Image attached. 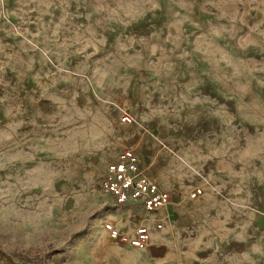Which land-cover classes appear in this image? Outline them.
Returning a JSON list of instances; mask_svg holds the SVG:
<instances>
[{
  "label": "rangeland",
  "instance_id": "1",
  "mask_svg": "<svg viewBox=\"0 0 264 264\" xmlns=\"http://www.w3.org/2000/svg\"><path fill=\"white\" fill-rule=\"evenodd\" d=\"M127 146L163 173L184 160L174 202L204 177L225 185L215 216L264 264V0H0V249L18 264L165 258L104 226L160 218L101 189Z\"/></svg>",
  "mask_w": 264,
  "mask_h": 264
},
{
  "label": "crops",
  "instance_id": "2",
  "mask_svg": "<svg viewBox=\"0 0 264 264\" xmlns=\"http://www.w3.org/2000/svg\"><path fill=\"white\" fill-rule=\"evenodd\" d=\"M147 156L144 158L140 152V165L162 187L171 189L187 186L182 175H179L185 167L183 159L173 158L167 162L164 177L163 171L158 170L155 157L151 154ZM204 178L207 180H202L189 192L190 195L196 188L201 190L195 196L190 195L194 199L181 198V202L173 201L166 213H155V216H160L163 226L159 229L152 227L148 245L152 244L157 252L163 253L165 246L166 250L156 256L165 258L153 264H193L192 261L196 259L195 264H252L248 258H252L254 253L253 236L245 233L243 239H239L235 234L237 230L232 229L234 224L231 219L215 216L223 204H227L221 200L227 191L226 186ZM239 253L243 257L241 260H238ZM263 255L259 257L263 258ZM180 256L183 262L179 260Z\"/></svg>",
  "mask_w": 264,
  "mask_h": 264
},
{
  "label": "built area",
  "instance_id": "3",
  "mask_svg": "<svg viewBox=\"0 0 264 264\" xmlns=\"http://www.w3.org/2000/svg\"><path fill=\"white\" fill-rule=\"evenodd\" d=\"M132 115L124 111L121 120L130 122ZM101 189L110 196L115 205H131L145 212L166 213L167 207L173 203L171 189L162 187L154 178L149 176L141 167L139 153L135 147L127 146L107 162L101 179ZM196 188L191 196L200 193ZM108 236L120 243L134 248H144L148 245L152 227L159 229L163 226L157 218L153 224L139 223L130 231H121L110 220L104 222Z\"/></svg>",
  "mask_w": 264,
  "mask_h": 264
},
{
  "label": "trees",
  "instance_id": "4",
  "mask_svg": "<svg viewBox=\"0 0 264 264\" xmlns=\"http://www.w3.org/2000/svg\"><path fill=\"white\" fill-rule=\"evenodd\" d=\"M0 254L3 255L6 259V262L9 264H18L17 262H15L11 256L7 255L6 253H4L1 249H0Z\"/></svg>",
  "mask_w": 264,
  "mask_h": 264
}]
</instances>
